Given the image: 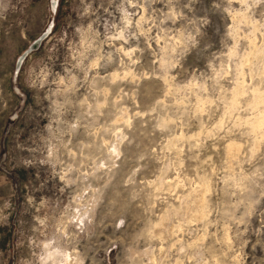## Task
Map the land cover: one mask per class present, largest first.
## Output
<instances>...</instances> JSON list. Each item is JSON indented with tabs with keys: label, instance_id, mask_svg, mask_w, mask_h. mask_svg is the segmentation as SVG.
I'll use <instances>...</instances> for the list:
<instances>
[{
	"label": "rangeland",
	"instance_id": "rangeland-1",
	"mask_svg": "<svg viewBox=\"0 0 264 264\" xmlns=\"http://www.w3.org/2000/svg\"><path fill=\"white\" fill-rule=\"evenodd\" d=\"M253 3L0 0V264L73 250L68 264H264V2ZM49 141L63 165L41 163ZM105 184L99 202L88 191L77 203Z\"/></svg>",
	"mask_w": 264,
	"mask_h": 264
},
{
	"label": "clouds",
	"instance_id": "clouds-1",
	"mask_svg": "<svg viewBox=\"0 0 264 264\" xmlns=\"http://www.w3.org/2000/svg\"><path fill=\"white\" fill-rule=\"evenodd\" d=\"M229 2L231 3V0H229ZM240 2H244V0H240ZM261 2H264V0H254V3L252 5V7H255L256 4L258 3H261ZM128 3L129 4H132V0H128ZM132 6H136L135 4H132ZM123 12H124V19H125V29H127L129 26H131V20H130V13H128L126 10L124 9H121ZM249 11L251 9H248ZM143 19V18H141ZM175 22V21H174ZM161 23H163V21H161ZM257 23H262L261 21H257ZM139 22L137 23V27H139ZM262 26H264V23H262ZM161 31L163 32L164 30L161 29ZM140 34H144L143 32L140 33ZM183 36V33H180L177 37L175 38H172V37H168V41H166V43L168 42H171V46L170 48H168L167 50L170 51V52H175L176 51V48L179 47L182 43V40L180 37ZM121 39L123 38V36L120 37ZM160 39H163V37H159L157 38V42L159 43V40ZM189 39H193L194 40V37H189ZM173 67H175L176 65H172ZM29 87H32L31 84H29ZM65 148L67 147V145H63ZM59 151V149L53 145L51 143V141L48 142V146H47V154H46V157L41 160V163H51L53 165V167L56 166V164H64L63 160H61L58 156H57V152ZM97 168H99V165H97ZM74 169L69 166V165H64L63 169H62V173L59 174L60 175V179L62 181L65 182V184L67 185H72V184H75L76 183V180L74 179H71L69 178L68 174L70 172H72ZM75 171H79V169H75ZM87 175H92V173H88ZM81 177L83 178H86V174L84 173H81ZM104 187H107V184L105 185H102L101 188H97V189H88L87 191L85 190H81L80 192L77 193V197H76V201L77 203H79L81 200H83V198L85 196H87L88 194V191H92L93 192V196L90 197V201H95V202H99L101 200V197L103 196V191L102 189ZM261 196H264V191H262L260 193ZM255 202H258V201H254ZM245 203V201L241 200L239 201V204H243ZM95 204L93 203H89L87 205L86 208L83 209V215H82V219H89L88 218V211L91 210L92 207H94ZM251 215V212L250 211H246L245 213L242 214V216L237 219L233 216L230 217V219L232 220L233 223H235L236 225H239L240 223H243L244 222V217L245 216H250ZM89 223H91V220H89ZM117 227H121L125 224V217L123 214H120L117 218ZM82 226V225H81ZM237 235H239V233H237ZM47 247V246H46ZM128 252L131 253L132 250L131 249H128ZM59 256H60V259L57 261V264H68V260L69 259H72V256H74L76 253H75V250H73V253L72 255L70 256L68 253L66 252H58L57 253ZM223 255V253H221ZM42 260L44 259L43 257L41 258ZM137 260V255L136 254H129V255H126L124 257V264H134V262ZM46 264V262H45ZM81 264H82V261H81Z\"/></svg>",
	"mask_w": 264,
	"mask_h": 264
},
{
	"label": "water",
	"instance_id": "water-1",
	"mask_svg": "<svg viewBox=\"0 0 264 264\" xmlns=\"http://www.w3.org/2000/svg\"><path fill=\"white\" fill-rule=\"evenodd\" d=\"M47 32L43 33L40 37H38L37 39H35L33 42H31V44L28 46V48L26 49V51L24 53H22L16 60L15 62V74L17 73L20 64L22 63V61L25 59L26 55L37 50L38 47L40 46L41 41L46 37Z\"/></svg>",
	"mask_w": 264,
	"mask_h": 264
},
{
	"label": "bare ground",
	"instance_id": "bare-ground-1",
	"mask_svg": "<svg viewBox=\"0 0 264 264\" xmlns=\"http://www.w3.org/2000/svg\"><path fill=\"white\" fill-rule=\"evenodd\" d=\"M260 121H262V119H260ZM56 251V250H55ZM58 252V251H57ZM48 253V252H47ZM52 259V258H51ZM76 261V260H75ZM78 261H76V263H77ZM75 263V262H74ZM70 264V263H69Z\"/></svg>",
	"mask_w": 264,
	"mask_h": 264
}]
</instances>
